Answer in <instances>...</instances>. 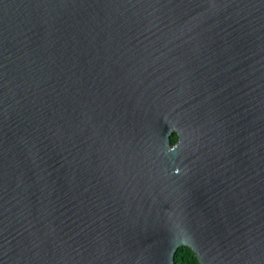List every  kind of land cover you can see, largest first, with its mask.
<instances>
[{
    "label": "water",
    "instance_id": "1",
    "mask_svg": "<svg viewBox=\"0 0 264 264\" xmlns=\"http://www.w3.org/2000/svg\"><path fill=\"white\" fill-rule=\"evenodd\" d=\"M179 247L264 264V0H2L0 264Z\"/></svg>",
    "mask_w": 264,
    "mask_h": 264
},
{
    "label": "trees",
    "instance_id": "2",
    "mask_svg": "<svg viewBox=\"0 0 264 264\" xmlns=\"http://www.w3.org/2000/svg\"><path fill=\"white\" fill-rule=\"evenodd\" d=\"M177 136L172 134L170 144L176 142ZM173 264H199L194 253L187 247H179L174 254Z\"/></svg>",
    "mask_w": 264,
    "mask_h": 264
},
{
    "label": "snow or ice",
    "instance_id": "3",
    "mask_svg": "<svg viewBox=\"0 0 264 264\" xmlns=\"http://www.w3.org/2000/svg\"><path fill=\"white\" fill-rule=\"evenodd\" d=\"M0 2H2V0H0Z\"/></svg>",
    "mask_w": 264,
    "mask_h": 264
}]
</instances>
